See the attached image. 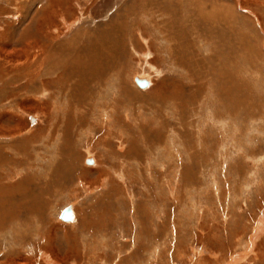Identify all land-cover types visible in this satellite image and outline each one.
<instances>
[{
	"label": "rangeland",
	"instance_id": "obj_1",
	"mask_svg": "<svg viewBox=\"0 0 264 264\" xmlns=\"http://www.w3.org/2000/svg\"><path fill=\"white\" fill-rule=\"evenodd\" d=\"M63 1L0 0V264H264V0ZM41 6L90 59L121 47L81 92L9 55Z\"/></svg>",
	"mask_w": 264,
	"mask_h": 264
},
{
	"label": "bare ground",
	"instance_id": "obj_2",
	"mask_svg": "<svg viewBox=\"0 0 264 264\" xmlns=\"http://www.w3.org/2000/svg\"><path fill=\"white\" fill-rule=\"evenodd\" d=\"M45 1V0H44ZM57 1H59V0H57ZM61 1V0H60ZM65 1V0H64ZM63 1V2H64ZM67 1V0H66ZM69 1H71L72 2V0H69ZM75 1V0H74ZM54 2V1H53ZM56 2V1H55ZM54 2V3H55ZM85 2V1H84ZM50 3V2H49ZM48 3V4H49ZM134 3V2H133ZM25 4V3H24ZM23 4V5H24ZM46 4V3H45ZM47 4V5H48ZM66 4H67V2H66ZM50 5H51V3H50ZM57 5V4H56ZM60 5H62V4H60ZM60 5H59V7H60ZM71 5V4H70ZM178 5V4H177ZM55 6V5H54ZM58 6V5H57ZM126 6V5H125ZM144 6V5H143ZM20 7H22V6H20ZM42 7V6H41ZM40 7V8H41ZM124 7V6H123ZM137 7V6H136ZM157 7V6H156ZM39 8V9H40ZM64 8V7H63ZM66 8V7H65ZM64 8V9H65ZM147 8V7H146ZM2 9V8H1ZM1 9H0V11H1ZM42 10L40 11V13L37 15V16H35L34 18H33V20L30 22V24L29 25H27V29L25 28V31L22 33L23 35L21 36L22 37V49L21 50H19V51H16V52H12L11 54H9V55H11V57L12 58H20V56H22V55H24V56H27L28 57V54L29 53H31L30 51H32V52H34V51H37L38 52V55L37 56H35V62H31L30 63V65H28L26 68H24L23 70H18L20 73L23 71H25V72H28L31 68H34V66H36V65H39V63H41L42 61H47V60H49V59H52V61H51V65L50 66H47V67H49V72L51 73V75H53L54 73H55V70L57 71V75H56V73H55V76H57V80H59V79H63V81H60L59 80V82H60V84L61 85H63L62 86V89L63 90H65V91H68V92H70V91H75V90H78V92H81V90H84L82 87H83V85L84 86H88L87 85V83H86V78H87V75H88V73H89V71H91V69H94V72L95 71H98V70H100L101 68V62L103 61V62H105L106 60H105V57H107V60H111V59H117L118 58V52H120L121 53V51H120V48H118L117 46H111L109 49H107L106 51V53H105V57H104V59H102V55L101 54H98V56L97 55H94L93 57L94 58H97L98 57V59H94V60H92V59H90L89 58V56L91 55L89 52L87 53L86 51H87V49L88 48H86L85 46H81L80 47V45L78 46L77 44H75V42L73 43V42H69L68 43V41H66V42H62V43H59V42H57V40H58V38L57 37H59V36H57V34L55 33V31H53L52 29H53V25H54V23L52 22L53 20H55L56 22H60L59 20L57 21V19H56V14L57 13H59V12H57L58 10L57 9H55V7H53V6H49L48 7V9H46L45 7L43 8H41ZM63 9V10H64ZM132 9H133V7H132ZM62 10V11H63ZM67 10V9H66ZM69 10V9H68ZM27 11V10H26ZM88 11V10H87ZM127 11V10H126ZM134 11H136L135 9H134ZM134 11H132V14H133V12ZM141 12H142V10H140ZM2 12V11H1ZM61 12V11H60ZM65 12V11H64ZM72 12V11H71ZM77 12V11H76ZM225 12H226V10H225ZM27 13V12H26ZM56 13V14H55ZM122 13V12H121ZM36 14V13H35ZM62 14H63V12H62ZM65 14V13H64ZM70 14V13H69ZM135 14V13H134ZM200 14V13H199ZM25 16H22V17H24V19L23 20H27L28 19V16L26 15V14H24ZM58 15V14H57ZM75 15V14H74ZM118 15H119V13H118ZM128 15H129V13H128ZM149 15V14H148ZM1 16H3L2 14H1ZM68 16V15H67ZM122 17V16H121ZM31 18V19H32ZM61 18H63V16L61 17ZM75 18V17H74ZM118 18H119V16H118ZM125 18V17H124ZM129 18V17H128ZM51 19H53V20H51ZM60 19V18H59ZM119 19H121V18H119ZM123 19V18H122ZM73 20V19H72ZM74 20H76V18L74 19ZM116 20H117V18H116ZM69 21V20H68ZM112 21V20H111ZM122 21V20H121ZM25 22V21H24ZM72 22V21H71ZM77 22V21H76ZM75 22V23H76ZM0 23H1V21H0ZM73 23V22H72ZM74 23V24H75ZM116 23H117V21H116ZM48 24V25H47ZM69 24V23H68ZM68 24L66 23H64V25L65 26H68ZM119 24V23H118ZM47 25V26H46ZM110 25V24H109ZM121 24H119V26H120ZM192 25V24H191ZM228 25V24H227ZM45 26H46V31H44V32H42V28L44 27L45 28ZM76 26V25H75ZM70 27V26H69ZM72 27H74V26H72ZM67 28L68 27H66V29L65 30H67ZM98 28V27H97ZM114 28V27H113ZM119 28V27H118ZM9 29V28H8ZM59 29V28H58ZM57 29V30H58ZM70 30V29H69ZM129 30V29H128ZM8 31V30H7ZM59 31V30H58ZM98 32H99V30H97ZM114 31V30H113ZM101 32H103V31H101ZM7 33L8 32H6V30H4L3 31V33H0V39H1V43L2 44H5V45H8V42H9V37L7 36ZM96 33V32H95ZM125 33V32H124ZM12 34H13V32H12ZM76 34V33H75ZM81 34V33H80ZM99 34V33H98ZM101 34V33H100ZM104 35V34H103ZM113 35V34H112ZM124 35V34H123ZM131 35V34H130ZM130 35H129V37H130ZM77 36V35H76ZM101 36V35H100ZM110 36V35H109ZM112 36H110V38H111ZM114 37V36H113ZM103 38V37H102ZM101 38V39H102ZM104 38H105V36H104ZM109 38V39H110ZM116 38V37H115ZM8 39V40H7ZM79 39V38H78ZM119 39V38H118ZM12 40V39H11ZM18 40V39H17ZM72 40V39H71ZM89 40V39H88ZM105 40V39H104ZM73 41V40H72ZM11 42L12 41H10V43L9 44H11ZM78 42V41H77ZM80 42V41H79ZM86 42V41H85ZM108 41H106V43H107ZM123 42V41H122ZM134 42V41H133ZM87 43H90V42H88L87 41ZM112 43V42H111ZM84 44V43H83ZM95 44H97L96 43V41H95ZM105 44V43H104ZM108 44H109V42H108ZM90 45V44H89ZM91 45H92V43H91ZM101 45H102V43H101ZM106 45V44H105ZM130 46V45H129ZM90 49V48H89ZM95 49V48H94ZM0 51H2V52H4L5 54H6V49H2V47H1V49H0ZM15 51V50H14ZM124 52H126V51H124ZM34 54V53H33ZM6 55H8V54H6ZM114 55V56H113ZM30 56V55H29ZM34 56V55H33ZM26 57V58H27ZM179 57V56H178ZM29 58V57H28ZM6 60V59H5ZM12 60V59H11ZM16 60V59H15ZM24 60V59H23ZM97 60H98V62H97ZM55 62V63H54ZM48 63H50V62H48ZM107 63V62H106ZM45 64V63H44ZM109 64H111V63H109ZM41 65V64H40ZM106 65H108V64H106ZM112 66V65H111ZM105 67V66H104ZM46 68V67H45ZM53 69H55L54 71H53ZM107 69V68H106ZM44 71V70H43ZM105 71V70H104ZM110 71V70H109ZM22 72V73H23ZM46 72V71H45ZM47 73V72H46ZM45 73V74H46ZM93 73V71L90 73V74H92ZM98 73V72H97ZM105 73V72H104ZM114 73V72H113ZM44 74V75H45ZM89 74V75H90ZM101 74V73H100ZM51 75L48 77V79H47V81L46 80H43V81H41L40 82V85L45 89H47V94L48 93H50V94H48V98H49V96H51L52 95V93H53V90H49L50 89V85L52 84V82H53V80L51 81V79H50V77H51ZM59 75V76H58ZM115 75V74H114ZM54 76V77H55ZM94 76H95V74H94ZM101 77L102 76H104V75H100ZM107 75H105L104 77H106ZM90 77V76H89ZM117 77V76H116ZM88 79V78H87ZM101 79V78H100ZM100 79H99V81H100ZM102 79H104V78H102ZM101 79V80H102ZM89 80V79H88ZM93 79H91V81H92ZM133 83H134V85L138 88V90H141V91H144V90H146L147 88H149L150 87V80H149V78L147 77V76H139V75H136L133 79ZM137 80H140V81H145L147 84H146V86L143 88V87H140L138 84H137ZM40 81V80H39ZM90 81V82H91ZM113 81H115V80H113ZM102 82V81H101ZM49 83H51V84H49ZM55 83V82H54ZM113 83V82H112ZM57 83H55V85H56ZM109 84V83H108ZM57 85H59V84H57ZM97 85V84H96ZM90 86V85H89ZM59 87V86H58ZM54 87H52V89H53ZM89 88V87H88ZM114 88V87H113ZM124 88V87H123ZM56 89H57V87H56ZM59 89V88H58ZM61 89V90H62ZM115 89V88H114ZM54 91H55V88H54ZM58 91V90H57ZM117 91V90H116ZM122 91V90H121ZM52 92V93H51ZM56 92V91H55ZM59 92H61V91H59ZM90 92V91H89ZM115 92V91H114ZM120 92V91H119ZM128 92V91H127ZM58 93V92H57ZM73 93V92H72ZM83 93V92H82ZM85 93V92H84ZM117 93V92H116ZM122 93H124V95H125V92H122ZM58 94H60V93H58ZM71 94V93H70ZM99 94V93H98ZM46 95V94H45ZM45 95H43L44 96V98H46L47 97V95H46V97H45ZM55 95V94H54ZM123 95V94H122ZM131 95V94H130ZM67 96V95H66ZM76 96V95H75ZM80 96H81V94H80ZM95 96V95H94ZM117 96H118V93H117ZM157 96V95H156ZM41 97V96H40ZM62 97H63V95H62ZM65 97V96H64ZM63 97V98H64ZM89 97V96H88ZM98 97H100V96H98ZM120 97V96H119ZM72 98V97H71ZM80 98V97H79ZM82 98V97H81ZM116 98H118V97H116ZM38 99V98H37ZM47 99V98H46ZM92 99V98H91ZM100 99V98H99ZM122 99V98H121ZM124 99V98H123ZM130 99V98H129ZM66 100H67V98H66ZM69 100V99H68ZM73 100V102L75 101L74 100V98L72 99ZM102 100H104V99H102ZM101 100V101H102ZM51 101V100H50ZM78 101H79V99H78ZM84 101V100H83ZM66 102V101H65ZM82 102V101H81ZM104 102V101H103ZM67 104L69 103V101L68 102H66ZM117 103H118V101H117ZM116 103V104H117ZM119 103H120V100H119ZM76 104V103H75ZM116 104H114V105H116ZM74 105V104H73ZM77 105V104H76ZM76 105L74 106V108L76 107ZM103 105V104H102ZM45 107V106H44ZM117 107V106H116ZM73 108V107H72ZM68 109V108H67ZM70 109V108H69ZM76 109V108H75ZM74 109V110H75ZM44 110H48L47 108H45ZM43 110V111H44ZM71 111V110H70ZM79 111V110H78ZM77 111V112H78ZM75 112V111H74ZM105 112V111H104ZM112 112H115L114 110L112 111ZM70 113V112H69ZM116 113V112H115ZM81 114V113H80ZM88 114V113H87ZM102 114V113H101ZM114 114V113H113ZM44 115V114H43ZM71 115V114H70ZM69 115V116H70ZM75 116H76V114H74ZM112 115V114H111ZM117 115V114H116ZM127 115V114H126ZM80 116V115H79ZM101 116H103V115H101ZM31 117V116H30ZM64 117H66L65 116V113H64ZM73 118H74V116H72ZM78 117V116H77ZM105 117V116H104ZM126 117V116H125ZM84 118V117H83ZM87 118V117H86ZM110 118H111V116H110ZM117 118H119L118 116H117ZM106 119V118H105ZM120 119V118H119ZM65 120H66V118H65ZM68 120V119H67ZM71 120H72V118H71ZM85 120V119H84ZM89 120V119H88ZM64 121V120H63ZM70 121V120H69ZM79 121H80V119H79ZM112 121H114V120H112ZM68 122V121H67ZM107 122V121H106ZM125 122V121H124ZM83 122H81V124H82ZM117 123H119V122H117ZM126 123V122H125ZM125 123H123V126L125 125ZM66 125L67 126H69V124L68 123H66ZM71 125L72 124H70V127H71ZM102 126V125H101ZM105 126V125H104ZM118 126V125H117ZM127 126V125H126ZM77 127V126H76ZM109 127V126H108ZM69 128V127H68ZM97 128V127H96ZM101 128V127H100ZM123 128V127H122ZM73 129V128H72ZM120 129V128H119ZM1 131H3V132H6L7 130H5V129H0ZM9 130V129H8ZM43 130L44 129H42V132H43ZM69 131V130H68ZM67 131V132H68ZM105 131V130H104ZM41 132V131H40ZM41 132V133H42ZM2 133V132H1ZM43 134V133H42ZM60 134V133H59ZM65 135V134H64ZM67 135H68V133H67ZM2 136V135H1ZM4 136V135H3ZM7 136V135H6ZM9 136V135H8ZM59 136V135H58ZM61 136V135H60ZM66 137V136H65ZM69 137V136H68ZM66 140V139H65ZM68 141V140H67ZM94 145L95 146H102L103 147V145H104V137H101L100 139H98L97 140V142L96 143H94ZM18 146V145H17ZM4 147V146H3ZM7 147V146H6ZM18 147H20V146H18ZM105 147V146H104ZM2 148V147H1ZM122 149H120V151H121ZM4 151H7L8 152V150L5 148V150ZM11 152L12 151H14V150H10ZM9 151V152H10ZM34 151V150H33ZM131 151H133V148L131 149ZM135 154H136V152H135ZM13 156H15L14 154H12ZM137 155V154H136ZM1 156V155H0ZM21 156V155H20ZM22 157V156H21ZM95 158V157H94ZM5 158H3V161H0V164L1 163H3L5 160H4ZM8 159V158H7ZM12 159H13V157H12ZM15 159V158H14ZM2 160V159H1ZM9 161V160H8ZM13 161V160H12ZM11 161V162H12ZM19 161V160H18ZM6 163V162H5ZM85 164H87L88 166H92L93 164H95V166L97 165V162H95L94 161V159L91 157V156H88L86 159H85V162H84ZM15 164H17V163H15ZM5 165V164H4ZM3 165V166H4ZM10 165V164H9ZM8 165V166H9ZM19 164H17V167H19L18 166ZM22 165V164H21ZM20 165V166H21ZM62 165H64V164H62ZM62 165H60V166H62ZM8 166H6V167H8ZM94 166V167H95ZM3 168V167H2ZM1 169V168H0ZM6 169V168H5ZM9 169V168H8ZM21 170V169H20ZM20 170H18L19 172H20ZM5 171V170H4ZM22 171V170H21ZM8 173H10L9 171H8ZM7 174V173H6ZM5 176V175H4ZM7 177H9V176H7ZM6 178V177H5ZM12 178V177H11ZM2 179V178H1ZM17 179H20V178H17ZM5 181V180H4ZM20 181V180H19ZM5 182H9V181H7V179H6V181ZM23 182V181H22ZM21 183V182H20ZM4 184V183H3ZM23 184V183H22ZM0 185H2L1 183H0ZM5 185V184H4ZM7 185V184H6ZM10 186H11V184H9ZM17 186V185H16ZM18 186H20V184L18 183ZM23 186V185H22ZM21 186V187H22ZM0 188H4V187H0ZM17 188V187H16ZM15 188V189H16ZM23 188V187H22ZM2 190V189H1ZM22 190V189H21ZM6 191V190H5ZM5 191L2 193L1 191H0V198H2L3 196H5L6 194H4L5 193ZM11 191H12V189H11ZM17 191V190H16ZM19 192H20V190H19ZM9 193H10V190H9ZM22 194V193H21ZM35 195H33V197H34ZM8 196H6L5 198H7ZM16 197V196H15ZM17 197H19L18 195H17ZM16 197V198H17ZM4 198V197H3ZM2 198V199H3ZM14 200H15V198H13ZM12 199V200H13ZM28 200V199H27ZM41 200V199H40ZM10 201V200H9ZM16 201V200H15ZM17 201H18V199H17ZM6 202H8V201H6ZM5 202H2V200H1V202H0V207H2L1 205H3ZM15 203V202H14ZM13 203V204H14ZM32 203V202H31ZM22 205H24V203L22 204ZM27 205H29V204H27ZM7 205H5V207H6ZM16 206V205H15ZM21 207V206H20ZM23 207V206H22ZM34 208V207H33ZM23 209V208H22ZM30 209H31V207H30ZM66 209H69L70 211H71V213H72V216H71V219L70 220H68V221H66V220H61L60 219V215H61V213L63 212V210H66ZM15 210V209H14ZM62 211H61V213H60V215H59V220L60 221H62V222H71L72 220H73V207L72 206H69V207H67V208H65V209H63ZM4 212V211H3ZM7 212V211H6ZM5 212V213H6ZM17 212V211H16ZM25 212V211H24ZM28 212V211H27ZM29 213V212H28ZM34 214V213H33ZM33 214H31V215H33ZM4 215V214H3ZM6 215V214H5ZM23 215H24V213H23ZM8 217V216H7ZM11 217V216H10ZM9 217V218H10ZM15 217V216H14ZM4 218V217H3ZM17 218H19L18 216H17ZM25 218V217H24ZM5 219V218H4ZM16 220V219H15ZM12 221V220H11ZM2 222V221H1ZM5 224V223H4ZM3 227V226H2ZM2 227H0L1 229H2ZM56 231V230H55ZM55 231H51L50 232V234H49V239H47V241H52L54 238H55V236H54V232ZM64 235V234H63ZM45 236H46V234H45ZM256 236V235H255ZM23 237V236H22ZM66 237H68V236H66ZM45 240V239H44ZM64 240V239H63ZM70 240V239H69ZM52 242H50V244H51ZM44 245V244H43ZM50 246V245H49ZM51 249V248H50ZM46 251H48V250H46ZM66 251V254L67 255H71V253H73V252H71L70 251V249H69V247H68V250H65ZM49 252V254H51V252L50 251H48ZM75 252V251H74ZM76 254V253H75ZM45 257H47V259L49 258L48 257V255H44ZM76 256V255H75ZM52 257H53V260H58V261H60L59 260V257L57 256V254L55 253V251H53V254H52ZM46 260V259H45ZM50 263H52V262H50Z\"/></svg>",
	"mask_w": 264,
	"mask_h": 264
},
{
	"label": "water",
	"instance_id": "obj_3",
	"mask_svg": "<svg viewBox=\"0 0 264 264\" xmlns=\"http://www.w3.org/2000/svg\"><path fill=\"white\" fill-rule=\"evenodd\" d=\"M136 82H137V84H138L140 87H145L146 84H147L145 81H140V80H137ZM71 216H72L71 211H70L69 209H66V210H64V211L61 213L60 219H61V220H66V221H68V220L71 219Z\"/></svg>",
	"mask_w": 264,
	"mask_h": 264
}]
</instances>
